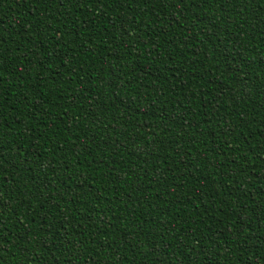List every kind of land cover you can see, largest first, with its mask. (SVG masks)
<instances>
[{
	"label": "trees",
	"instance_id": "obj_1",
	"mask_svg": "<svg viewBox=\"0 0 264 264\" xmlns=\"http://www.w3.org/2000/svg\"><path fill=\"white\" fill-rule=\"evenodd\" d=\"M0 264H264V0H0Z\"/></svg>",
	"mask_w": 264,
	"mask_h": 264
}]
</instances>
